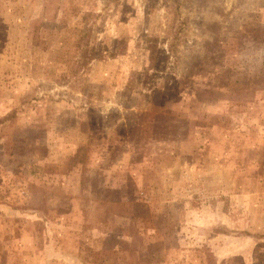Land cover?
Returning a JSON list of instances; mask_svg holds the SVG:
<instances>
[{"label": "rangeland", "instance_id": "1", "mask_svg": "<svg viewBox=\"0 0 264 264\" xmlns=\"http://www.w3.org/2000/svg\"><path fill=\"white\" fill-rule=\"evenodd\" d=\"M0 264H264V0H0Z\"/></svg>", "mask_w": 264, "mask_h": 264}, {"label": "trees", "instance_id": "2", "mask_svg": "<svg viewBox=\"0 0 264 264\" xmlns=\"http://www.w3.org/2000/svg\"><path fill=\"white\" fill-rule=\"evenodd\" d=\"M82 38L80 37V40H81ZM80 40H79V43H80ZM87 60V59H86ZM86 60H81V62L79 61L78 63V66H76V67H73V68H71V70L69 71V76H75V74L77 73V71L79 70V68H81L82 66L83 67H85V65L87 64L86 63ZM89 90V89H88ZM88 96V95H87Z\"/></svg>", "mask_w": 264, "mask_h": 264}]
</instances>
